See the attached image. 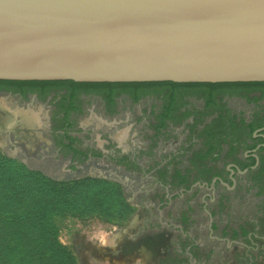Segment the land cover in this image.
Returning <instances> with one entry per match:
<instances>
[{
    "label": "rangeland",
    "instance_id": "rangeland-1",
    "mask_svg": "<svg viewBox=\"0 0 264 264\" xmlns=\"http://www.w3.org/2000/svg\"><path fill=\"white\" fill-rule=\"evenodd\" d=\"M86 97L85 111L77 118L87 126L90 119L97 118L108 125V133L125 134V143L133 140L149 151L145 154L148 165L165 164L168 179L170 173L186 172L194 179L220 168L237 150L233 142L250 138L241 113L247 114L264 101V96L252 98L226 91L217 96L216 105L204 109L203 92L190 90L182 94L184 105L180 107L189 113H177L176 119L161 124L159 114L153 112L163 103L161 93L147 92L134 101L120 92L112 113L103 110L98 94ZM18 105L30 112L18 109ZM51 109L47 102L0 94V254H10L3 264H53L50 254L55 244L73 264L134 263L139 261L135 258L146 257L142 253L149 249L169 247L170 239L163 228L147 224L139 230L147 210L138 203L154 206L163 194L161 187L141 171L112 164L107 176L53 177L33 169V159L26 163L12 155L16 142L47 139L41 128L51 118ZM24 113H36L33 125L22 123ZM210 146L214 149L207 153ZM262 171L264 174V164ZM248 196L243 187L231 201L224 202L218 231H231L252 216ZM190 200L188 212L197 223L204 221L200 193ZM174 207L178 215L184 203L175 200ZM14 214L22 220L14 219ZM46 238L53 243L45 242ZM234 252L224 251L222 257L214 255L208 262L234 264L238 260Z\"/></svg>",
    "mask_w": 264,
    "mask_h": 264
},
{
    "label": "water",
    "instance_id": "water-1",
    "mask_svg": "<svg viewBox=\"0 0 264 264\" xmlns=\"http://www.w3.org/2000/svg\"><path fill=\"white\" fill-rule=\"evenodd\" d=\"M0 79L262 82L264 0H0Z\"/></svg>",
    "mask_w": 264,
    "mask_h": 264
},
{
    "label": "flooded vegetation",
    "instance_id": "flooded-vegetation-1",
    "mask_svg": "<svg viewBox=\"0 0 264 264\" xmlns=\"http://www.w3.org/2000/svg\"><path fill=\"white\" fill-rule=\"evenodd\" d=\"M70 92L68 86L44 90L27 83L22 86L0 85V94L17 96L33 103L47 102L52 108L51 118L41 128L47 139L38 138L32 143L16 142L12 155L26 160V163L28 159H33V169L53 177L107 176L111 173V165L116 164L123 165L126 169H137L155 181L163 194L154 206L138 203L147 210V216L142 218L139 230L144 229L147 224L163 228L164 234L170 239V248L162 246L149 249L147 253H142L146 257L135 258L139 261L126 264H209V258L214 255L222 257L223 252L228 250L236 251L233 254L238 262L235 260L234 264H264V101L247 114L241 113L245 123L255 128L248 140L233 142V149L237 147V150L233 151V156L224 161L220 168L209 173L205 171L204 175L194 179L186 172L170 173L171 178L168 179L165 164L159 162L148 165L145 154L149 151L132 139L125 143V134L108 133V125L97 118L90 119L89 126L77 118L85 111L87 94H98L97 92L82 89L73 99ZM241 93L252 98L264 96V92L260 90ZM98 95L103 110L112 113L116 106V96L111 102L103 94ZM133 100L135 101L134 98ZM68 105L71 109L65 116L64 108ZM161 107L162 104L153 112L161 114ZM17 108L30 112L23 109V106L18 105ZM185 111L186 108H179L172 115L184 114ZM169 120L174 119L166 118L164 123ZM97 131L100 133L97 134ZM243 187L249 191L247 202L252 209V216L231 231H226L225 228L218 231L217 221L224 202L231 201L232 195ZM198 192L204 221L197 223L188 208L190 197ZM175 200L184 203V209L178 215H175ZM209 244L214 245L209 247Z\"/></svg>",
    "mask_w": 264,
    "mask_h": 264
},
{
    "label": "trees",
    "instance_id": "trees-1",
    "mask_svg": "<svg viewBox=\"0 0 264 264\" xmlns=\"http://www.w3.org/2000/svg\"><path fill=\"white\" fill-rule=\"evenodd\" d=\"M32 84L40 86L44 90L49 87H64L68 86L71 89V98L76 96L79 90L95 91L98 94H103V97L108 101L113 102L114 97L120 92H126L128 95L132 96L137 100L141 95L155 91L162 94V107L161 114H159V119L161 124L164 123L166 118L176 119V115H172L174 110H178L184 101L182 100V94L190 90L201 91L205 95L206 103L204 109H209L216 105L217 96L226 91L241 92L244 91L247 94L249 91L260 90L264 92V81L262 82H190V83H178L172 81H158V82H75L72 80H1L0 85H15L22 86L24 84ZM71 106L68 105L64 108V115L67 116L70 111ZM190 110L186 109L184 114L189 113ZM195 111V109H194ZM230 118V117H229ZM228 118V119H229ZM242 123H245L244 118H242ZM255 127L253 125H248L249 135H252V131ZM214 149V146L209 147V153ZM44 212V211H43ZM14 219L22 220L20 215L14 214ZM13 216V215H12ZM12 224H15L13 222ZM47 228L44 227V234ZM49 230V228H48ZM46 231V233H45ZM43 239V238H42ZM47 243H53L52 240L45 239ZM10 254L3 256L0 254V264H3L5 258L9 257ZM51 259L53 264H73L72 259L65 255V253L60 249L59 246L55 244V247L51 250Z\"/></svg>",
    "mask_w": 264,
    "mask_h": 264
},
{
    "label": "bare ground",
    "instance_id": "bare-ground-1",
    "mask_svg": "<svg viewBox=\"0 0 264 264\" xmlns=\"http://www.w3.org/2000/svg\"><path fill=\"white\" fill-rule=\"evenodd\" d=\"M17 112H19V111H17ZM24 114H26V115H22L21 116L23 123H25L27 125H33L34 120L37 119L36 113H34L35 115L34 114H29V113H24Z\"/></svg>",
    "mask_w": 264,
    "mask_h": 264
}]
</instances>
